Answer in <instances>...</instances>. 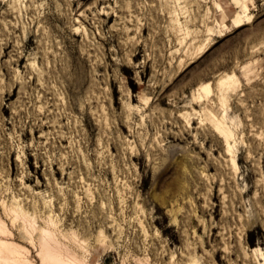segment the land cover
<instances>
[{
  "label": "rangeland",
  "instance_id": "rangeland-1",
  "mask_svg": "<svg viewBox=\"0 0 264 264\" xmlns=\"http://www.w3.org/2000/svg\"><path fill=\"white\" fill-rule=\"evenodd\" d=\"M248 2L236 27L234 0H0V240L29 264H53L47 229L78 264H259L264 0Z\"/></svg>",
  "mask_w": 264,
  "mask_h": 264
},
{
  "label": "bare ground",
  "instance_id": "bare-ground-1",
  "mask_svg": "<svg viewBox=\"0 0 264 264\" xmlns=\"http://www.w3.org/2000/svg\"><path fill=\"white\" fill-rule=\"evenodd\" d=\"M234 3L236 7L238 8V12L232 18V22L234 26L240 27L251 20L252 14L250 12L248 0H234ZM235 83H236V79L234 75H227L226 77L219 80V86L221 87V90H223V93H221L219 96V100L224 106L226 105L224 92L235 88L234 87ZM226 110H227V106H225V111ZM1 230H2V226L0 225V231ZM47 230L41 231L42 233L39 232L42 234V239H41L42 243L40 244L42 246H40L41 251L39 252L40 255L42 256V259L44 261L46 260L50 261L53 264H57V263L78 264L77 260L73 259V257H71L70 261L69 260L65 261L61 257L59 249H57V247L55 246V242L53 238L51 237L50 232ZM0 261L4 262L3 264H29V261L25 259L23 256L22 249L18 245H15L12 242H9L7 240H0ZM259 264H264V259L260 261Z\"/></svg>",
  "mask_w": 264,
  "mask_h": 264
}]
</instances>
